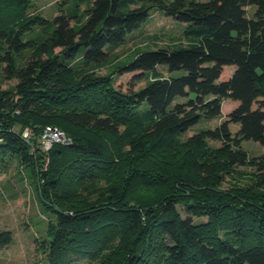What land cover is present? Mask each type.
Returning a JSON list of instances; mask_svg holds the SVG:
<instances>
[{
    "label": "trees",
    "instance_id": "16d2710c",
    "mask_svg": "<svg viewBox=\"0 0 264 264\" xmlns=\"http://www.w3.org/2000/svg\"><path fill=\"white\" fill-rule=\"evenodd\" d=\"M33 1L0 0V163L17 160L50 216L47 264H264V156L243 147H264V0H63L53 19ZM154 10L187 24V44L99 73ZM131 72L151 79L114 84ZM225 99L239 104L223 121L182 138ZM49 125L72 143L43 151ZM247 165L250 185L215 190Z\"/></svg>",
    "mask_w": 264,
    "mask_h": 264
},
{
    "label": "rangeland",
    "instance_id": "374dc122",
    "mask_svg": "<svg viewBox=\"0 0 264 264\" xmlns=\"http://www.w3.org/2000/svg\"><path fill=\"white\" fill-rule=\"evenodd\" d=\"M60 1L63 0H34L32 12L39 13L48 19H53L59 12ZM77 0H67L63 8L70 12L72 5ZM85 4L82 5V8ZM255 7H248V12L253 15ZM187 24L154 10L150 17L140 27L130 33L126 41L112 48L113 60L106 67L99 69V73H111L115 67L125 61L131 60L139 52L154 50L175 44H187L185 29ZM59 49L56 50V52ZM235 66H226L223 76L234 72ZM166 72V70H161ZM140 72L115 73L114 84L122 90H127L132 82L138 89L151 79L150 76L138 81ZM14 81H4L2 88L11 87ZM238 101L225 99L222 104V116L212 120L202 119L187 131L182 138L191 136L204 128H214L238 105ZM238 124H231V130L236 132ZM215 145L213 142H210ZM217 144V143H216ZM243 147L250 157L261 158L264 156V147L254 141H244ZM260 170L256 166L247 165L234 169L230 176L221 184H216L217 191H234L237 187H246L257 178ZM49 214L43 209L34 183L29 178L25 169L16 159H7L0 163V229L10 230L13 242L6 248L0 249V264H47V253L43 250L42 243L48 237L47 223ZM204 220H206L204 218ZM70 264H98L87 259Z\"/></svg>",
    "mask_w": 264,
    "mask_h": 264
},
{
    "label": "built area",
    "instance_id": "2783aa9c",
    "mask_svg": "<svg viewBox=\"0 0 264 264\" xmlns=\"http://www.w3.org/2000/svg\"><path fill=\"white\" fill-rule=\"evenodd\" d=\"M23 136L26 139L31 137L30 131L25 130ZM1 141V138H0ZM41 148L47 152L54 144L69 145L72 143V138L68 136L62 129L57 126H47L41 136Z\"/></svg>",
    "mask_w": 264,
    "mask_h": 264
}]
</instances>
